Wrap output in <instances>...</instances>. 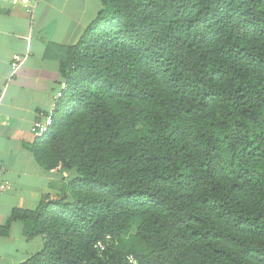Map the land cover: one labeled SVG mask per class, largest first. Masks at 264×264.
<instances>
[{
    "label": "trees",
    "instance_id": "1",
    "mask_svg": "<svg viewBox=\"0 0 264 264\" xmlns=\"http://www.w3.org/2000/svg\"><path fill=\"white\" fill-rule=\"evenodd\" d=\"M101 3L28 146L65 189L0 228L42 238L20 264H264V0Z\"/></svg>",
    "mask_w": 264,
    "mask_h": 264
},
{
    "label": "crops",
    "instance_id": "2",
    "mask_svg": "<svg viewBox=\"0 0 264 264\" xmlns=\"http://www.w3.org/2000/svg\"><path fill=\"white\" fill-rule=\"evenodd\" d=\"M103 8L101 0H40L31 16L21 4L0 0V228L14 209L35 210L47 197L65 189L59 167L47 170L28 146L30 132L41 111H47L62 75L63 48L78 43ZM13 54L26 55L11 76ZM21 221L0 231V264H20L42 246L37 236L27 240Z\"/></svg>",
    "mask_w": 264,
    "mask_h": 264
},
{
    "label": "built area",
    "instance_id": "3",
    "mask_svg": "<svg viewBox=\"0 0 264 264\" xmlns=\"http://www.w3.org/2000/svg\"><path fill=\"white\" fill-rule=\"evenodd\" d=\"M40 0H12V4H21L25 7L26 11L32 16L37 3ZM26 55L13 54L10 59V71L11 76L18 73L21 66L25 61ZM69 84L65 80L59 82L58 88L52 97V102L47 111H41L38 113L37 118L33 121L30 128V132L34 139H41L50 129L53 124V116L55 114V109L58 104V101L62 96L67 92ZM6 185L0 184V190L4 189ZM101 243H97L99 250H102L104 247ZM130 264H138L137 261L132 257H127Z\"/></svg>",
    "mask_w": 264,
    "mask_h": 264
},
{
    "label": "rangeland",
    "instance_id": "4",
    "mask_svg": "<svg viewBox=\"0 0 264 264\" xmlns=\"http://www.w3.org/2000/svg\"><path fill=\"white\" fill-rule=\"evenodd\" d=\"M58 167L60 168L61 171H63V170L61 169V166H58ZM63 172H64V174H65V177H67V176H68V172H67V171H63ZM65 183H66V182H65ZM65 185H66V184H65ZM101 244L104 245L103 242H102Z\"/></svg>",
    "mask_w": 264,
    "mask_h": 264
}]
</instances>
